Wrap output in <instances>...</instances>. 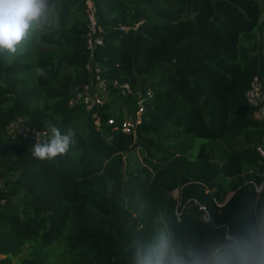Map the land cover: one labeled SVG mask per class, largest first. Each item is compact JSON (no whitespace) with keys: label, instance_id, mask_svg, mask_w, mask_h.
I'll list each match as a JSON object with an SVG mask.
<instances>
[{"label":"trees","instance_id":"obj_1","mask_svg":"<svg viewBox=\"0 0 264 264\" xmlns=\"http://www.w3.org/2000/svg\"><path fill=\"white\" fill-rule=\"evenodd\" d=\"M92 2L102 36L92 56L86 0H47L42 26L0 53V264L18 254L16 264H136L161 233L185 257L236 264L264 234V117L245 97L255 74L264 87L260 0ZM89 59L140 91L133 131L120 125L135 95L69 103ZM18 116L48 128L39 142L55 126L76 143L39 161L29 137L7 130Z\"/></svg>","mask_w":264,"mask_h":264},{"label":"clouds","instance_id":"obj_2","mask_svg":"<svg viewBox=\"0 0 264 264\" xmlns=\"http://www.w3.org/2000/svg\"><path fill=\"white\" fill-rule=\"evenodd\" d=\"M47 12V0H0V53L5 50L15 53L17 45L46 19ZM35 72L41 76L45 74L43 68H36ZM50 131L49 140L37 142L31 149L33 157L39 161L54 162L76 143V133L71 128L63 134L55 126ZM232 259L236 264H264V234H258L255 243L247 249H238ZM135 261L136 264H204L197 253L190 252L187 257L181 255L166 233L139 249Z\"/></svg>","mask_w":264,"mask_h":264},{"label":"built area","instance_id":"obj_3","mask_svg":"<svg viewBox=\"0 0 264 264\" xmlns=\"http://www.w3.org/2000/svg\"><path fill=\"white\" fill-rule=\"evenodd\" d=\"M87 11L89 17L88 29L86 32V45L90 51V55H93V49L96 45L102 43V36L100 35V26L97 24L95 7L93 5L92 0H86ZM125 28V26H122ZM86 68L89 71L88 79L84 82H81L77 85L76 91L74 95L70 98L69 103L80 102L90 107L92 105H101L105 98L108 96L110 89L117 88L120 89L124 94L135 95V110L134 113L130 111L127 107L122 108V112L124 117L121 120V128L123 131H133L135 129V119L139 116L141 111L143 110V103L141 99L140 91H133L131 89V85L129 82H119L116 79L107 80L104 77H101L99 74L100 67L97 62H93L91 59L86 63ZM147 93H149L147 91ZM245 97L248 103L253 107V116L256 118L264 117V87H263V79L260 75L255 74L249 83L248 88L245 91ZM95 116L96 124H99V118L96 113H93ZM108 123L115 122V116H110L107 118ZM7 130L10 133L15 135L19 134L23 137H29L32 144L34 142H39L42 138L48 136V128H29V126L24 122L21 116H18L11 120L7 125ZM256 149L259 153L264 156V137L261 142L256 144ZM255 189L259 192L262 188V183L253 182ZM173 197L179 199V189L175 188L172 191ZM195 204L199 205V208L204 210L202 214V218L204 220H209V214L205 210V206L201 205L197 202L196 199H193ZM177 216H179L180 211L175 210ZM226 237H230L228 233H226ZM205 264V262H204Z\"/></svg>","mask_w":264,"mask_h":264},{"label":"rangeland","instance_id":"obj_4","mask_svg":"<svg viewBox=\"0 0 264 264\" xmlns=\"http://www.w3.org/2000/svg\"><path fill=\"white\" fill-rule=\"evenodd\" d=\"M260 5L262 6V12H261V16H260V19H263L264 18V0H260ZM54 19V18H53ZM53 19L51 22H53ZM38 26H42L41 24H39ZM111 95H108L105 100H108V97H110ZM95 122H97L95 120ZM50 129V128H49ZM11 135H14L13 133H10ZM50 135V134H49ZM34 143H37V142H34ZM137 154L138 156L141 158V155H140V151H137ZM25 251H27V249H25ZM24 251V252H25ZM24 252H21V254H24ZM3 257L2 254H0V258ZM21 257V255H16V256H12L11 257V264H16L19 260V258Z\"/></svg>","mask_w":264,"mask_h":264},{"label":"water","instance_id":"obj_5","mask_svg":"<svg viewBox=\"0 0 264 264\" xmlns=\"http://www.w3.org/2000/svg\"><path fill=\"white\" fill-rule=\"evenodd\" d=\"M123 166V165H122Z\"/></svg>","mask_w":264,"mask_h":264}]
</instances>
